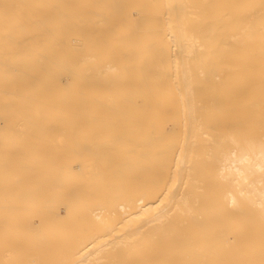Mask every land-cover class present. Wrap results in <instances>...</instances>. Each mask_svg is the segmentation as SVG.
<instances>
[{
  "label": "bare ground",
  "instance_id": "obj_1",
  "mask_svg": "<svg viewBox=\"0 0 264 264\" xmlns=\"http://www.w3.org/2000/svg\"><path fill=\"white\" fill-rule=\"evenodd\" d=\"M7 228L264 264V0H0V258Z\"/></svg>",
  "mask_w": 264,
  "mask_h": 264
},
{
  "label": "rangeland",
  "instance_id": "obj_2",
  "mask_svg": "<svg viewBox=\"0 0 264 264\" xmlns=\"http://www.w3.org/2000/svg\"><path fill=\"white\" fill-rule=\"evenodd\" d=\"M22 200V197L16 196L13 204L6 205V211L21 213L20 211L25 209L21 203ZM15 234L7 228V239H10L8 243L17 242L21 250L19 251L20 248L15 250L16 247L10 248L6 251V255L1 256L0 264H70L71 259L68 253L74 247L72 243L68 241H39L40 243L38 241H20L18 238L12 237ZM102 254L103 252L99 251V257H101L97 261L101 263L96 262V264H106L104 262L106 258Z\"/></svg>",
  "mask_w": 264,
  "mask_h": 264
}]
</instances>
